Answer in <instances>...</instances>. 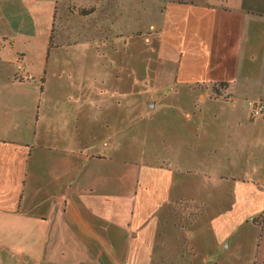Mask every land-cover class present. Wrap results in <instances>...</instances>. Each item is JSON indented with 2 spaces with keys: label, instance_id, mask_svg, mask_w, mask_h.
<instances>
[{
  "label": "crops",
  "instance_id": "1",
  "mask_svg": "<svg viewBox=\"0 0 264 264\" xmlns=\"http://www.w3.org/2000/svg\"><path fill=\"white\" fill-rule=\"evenodd\" d=\"M110 1L99 39L109 28L112 37L114 28L144 34L172 69L173 91L204 85L226 116L203 133L204 151L223 169L216 180L233 182L214 201L201 261L239 252L251 264L253 219L264 216V113L250 117L246 101L264 103V0ZM62 36V0H0V264H159L180 231L196 255L197 218L176 207L190 204L192 179L99 151L111 149L115 121L103 90L64 82L62 52L52 51ZM17 60L33 82L13 80ZM220 84L223 93L209 92ZM193 115L177 118L178 130Z\"/></svg>",
  "mask_w": 264,
  "mask_h": 264
},
{
  "label": "rangeland",
  "instance_id": "2",
  "mask_svg": "<svg viewBox=\"0 0 264 264\" xmlns=\"http://www.w3.org/2000/svg\"><path fill=\"white\" fill-rule=\"evenodd\" d=\"M112 4L110 0H62V35L66 39L52 51L62 52L67 85L74 89L93 86L103 90L100 104L107 105L106 114L113 116L116 131L111 149L100 147L99 151L123 153L138 169L152 165L168 167L177 171L179 183L192 179L190 204L179 202L176 207L188 220L197 218L189 229L199 253L192 254L185 243V233L180 231L176 247L172 251L167 247L158 253L162 259L159 264H176L175 257L179 264H205L201 258L208 256L207 229L209 217L215 210L214 201L225 194V185L231 184L233 179L216 180L223 169L214 161L217 155L204 151L203 133L208 132L207 124L212 119L220 121L226 116L216 111L219 106L214 107L215 100L208 98L204 85L174 92L172 69L162 59L155 42L149 44L144 34L126 35L119 30L122 33L117 35L114 28L112 37L109 28V32L104 33L109 38L99 39L105 30L102 28L106 26V13L111 12L108 6ZM115 10H118L117 5ZM132 30L138 32L139 29ZM87 64L92 69L87 68ZM209 92L220 94L213 89ZM188 111L194 112L192 124H179L178 130L174 121ZM184 134L189 136L188 147L182 143ZM257 229L258 255L251 264H264V232L261 226ZM218 264L245 262L240 260L239 252H232L231 256L221 257Z\"/></svg>",
  "mask_w": 264,
  "mask_h": 264
},
{
  "label": "built area",
  "instance_id": "3",
  "mask_svg": "<svg viewBox=\"0 0 264 264\" xmlns=\"http://www.w3.org/2000/svg\"><path fill=\"white\" fill-rule=\"evenodd\" d=\"M13 80L15 82H33L35 77L27 70L21 60H17ZM232 102L234 103V101ZM246 106L252 118L260 117L264 113V103L261 101H246Z\"/></svg>",
  "mask_w": 264,
  "mask_h": 264
},
{
  "label": "trees",
  "instance_id": "4",
  "mask_svg": "<svg viewBox=\"0 0 264 264\" xmlns=\"http://www.w3.org/2000/svg\"><path fill=\"white\" fill-rule=\"evenodd\" d=\"M214 92L216 94H219V90L222 91L223 93V90H224V85L220 84V85H216L215 88L213 89ZM253 223L256 225V226H261V229L262 231H264V216L262 217H258V218H254L253 219Z\"/></svg>",
  "mask_w": 264,
  "mask_h": 264
}]
</instances>
